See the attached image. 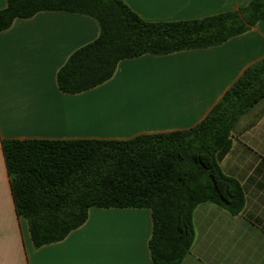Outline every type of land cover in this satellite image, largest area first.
Instances as JSON below:
<instances>
[{"label": "crops", "instance_id": "obj_1", "mask_svg": "<svg viewBox=\"0 0 264 264\" xmlns=\"http://www.w3.org/2000/svg\"><path fill=\"white\" fill-rule=\"evenodd\" d=\"M6 1L0 0V10ZM122 1L155 23L232 12L253 0ZM98 35L95 19L66 11L15 19L0 31V264H154L147 208L93 207L62 241L34 249L15 210L3 140H129L188 130L264 59V21H258L217 46L122 60L99 86L61 93L57 72ZM219 166L242 187L243 212L199 204L192 215L193 243L180 264H264V99L235 125Z\"/></svg>", "mask_w": 264, "mask_h": 264}, {"label": "trees", "instance_id": "obj_2", "mask_svg": "<svg viewBox=\"0 0 264 264\" xmlns=\"http://www.w3.org/2000/svg\"><path fill=\"white\" fill-rule=\"evenodd\" d=\"M42 11L83 14L98 24V37L57 72L59 91L72 95L108 81L122 60L220 45L264 21V0L202 19L155 23L143 21L122 0H7L0 31ZM262 99L264 59L188 130L129 140H3L15 210L27 223L32 247L62 241L93 207L147 208L152 262L180 264L193 243L192 215L199 204L243 212L244 191L219 163L235 125Z\"/></svg>", "mask_w": 264, "mask_h": 264}]
</instances>
